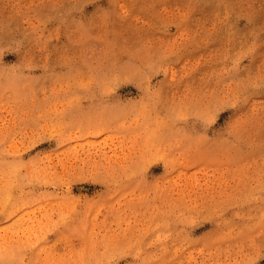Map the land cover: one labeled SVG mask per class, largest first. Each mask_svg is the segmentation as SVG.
<instances>
[{
    "label": "rangeland",
    "instance_id": "rangeland-1",
    "mask_svg": "<svg viewBox=\"0 0 264 264\" xmlns=\"http://www.w3.org/2000/svg\"><path fill=\"white\" fill-rule=\"evenodd\" d=\"M0 264H264V0H0Z\"/></svg>",
    "mask_w": 264,
    "mask_h": 264
}]
</instances>
